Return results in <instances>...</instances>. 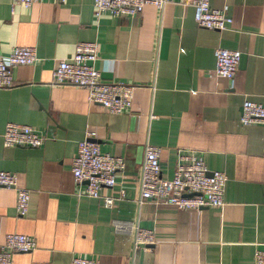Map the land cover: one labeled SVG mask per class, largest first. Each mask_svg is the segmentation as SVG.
Here are the masks:
<instances>
[{"label":"crops","instance_id":"obj_1","mask_svg":"<svg viewBox=\"0 0 264 264\" xmlns=\"http://www.w3.org/2000/svg\"><path fill=\"white\" fill-rule=\"evenodd\" d=\"M228 8L223 32L196 26L193 8L170 0L159 13L146 6L134 18L103 15L93 0H43L29 9L0 0V54L34 48L38 62L13 69L14 85L0 89V171L29 191L19 217L16 193L0 188V247L9 234L34 239L12 264H69L74 257L98 264H255L264 251V125L242 126L241 105H264V0H210ZM95 42V69L105 83L134 86L128 113L114 116L87 101L85 89L55 86L53 74L78 43ZM216 49L240 53L232 80L214 75ZM29 126L46 140L37 149L5 148V125ZM87 131L104 154L124 168L101 200L79 197L71 173ZM146 145L160 149L161 177L170 179L180 154L201 155L209 171L227 176L224 207L178 210L138 205ZM116 222L137 223L154 244L134 248Z\"/></svg>","mask_w":264,"mask_h":264},{"label":"built area","instance_id":"obj_2","mask_svg":"<svg viewBox=\"0 0 264 264\" xmlns=\"http://www.w3.org/2000/svg\"><path fill=\"white\" fill-rule=\"evenodd\" d=\"M43 0H11V7L29 9ZM64 2L65 0H60ZM170 0H93V12L98 21L103 15L118 19L134 18L142 13L144 7L153 6L159 13ZM184 6H191L193 19L197 27L223 32L231 24L228 8L213 9L210 0H182ZM214 75L232 80L239 67L240 53L226 49L214 51ZM98 59V45L95 42L78 43L73 54L60 61L53 74L55 86H71L85 89L87 101L100 105L108 114L118 116L130 111L134 86L101 80L95 69ZM38 62L34 48H13L7 55L0 54V89H9L14 85L12 71L17 67L33 66ZM242 126L264 125V105L249 100L241 105L239 120ZM94 133L87 131L84 139L78 143L75 158L72 160L71 173L79 197L101 200L105 208H112L115 198L103 196L104 189L116 185V174L123 170L124 161L101 152L94 141ZM46 137L35 129L14 123L5 125L2 142L5 148H40ZM160 149L146 145L144 159L140 167L138 205L152 201L158 205L175 207L178 210L200 211L205 208L221 209L227 176L220 171H209L198 153L180 154L174 173L170 179L161 177ZM0 188L12 189L16 193L15 208L19 217L27 215L29 210V191L18 186L17 176L0 171ZM188 195V196H187ZM190 196V197H189ZM115 231L129 235L135 249L154 244L151 230L140 228L137 223L116 222ZM36 248L33 238L9 234L0 247V264H12L17 253H28ZM255 264H264V251L256 250L253 255ZM49 264V263H31ZM69 264H98L93 260L74 257Z\"/></svg>","mask_w":264,"mask_h":264},{"label":"water","instance_id":"obj_3","mask_svg":"<svg viewBox=\"0 0 264 264\" xmlns=\"http://www.w3.org/2000/svg\"><path fill=\"white\" fill-rule=\"evenodd\" d=\"M188 196V195H187ZM190 197V196H189Z\"/></svg>","mask_w":264,"mask_h":264}]
</instances>
